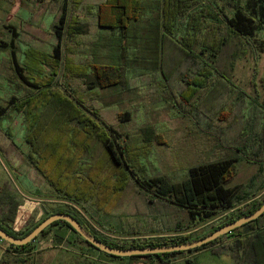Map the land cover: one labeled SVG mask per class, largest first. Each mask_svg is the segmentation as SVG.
<instances>
[{
    "label": "rangeland",
    "instance_id": "obj_1",
    "mask_svg": "<svg viewBox=\"0 0 264 264\" xmlns=\"http://www.w3.org/2000/svg\"><path fill=\"white\" fill-rule=\"evenodd\" d=\"M87 1L78 0L81 4L76 5L75 14L86 20L82 31L88 34L68 38L65 56L69 59L60 69L56 86L71 93L76 90L83 93L87 105L98 110L103 122L117 131V142L126 150L136 175L106 164L101 147L87 141L85 125L70 122L65 138L70 142L69 154L76 158L75 167L60 185L53 178L52 182L40 163L43 157L36 156L31 164L25 160L32 150L27 142L26 123L22 114L11 113L0 126V144L8 148L5 153L0 150V220L7 212L2 197L9 192L21 203L12 225L14 232L29 231L49 215L48 211L64 206L112 240L143 242L189 234L195 238L207 233L222 222V216L191 232L174 233L178 223L186 226L187 213L167 201L152 198L137 178L166 177L179 184L187 179L191 168L238 157L235 176L227 187L248 186L255 178L259 179L264 160L253 153L261 148L264 139V31L254 39L234 38L236 41L217 63L208 62L213 73L204 87L187 83V80L198 82L199 71L171 49L168 61L174 74L170 81L137 70L130 74L133 83L129 88H101L95 84L88 60L110 63L118 59L117 53L102 39L97 22L87 14ZM55 4V0H0V40L9 42L8 27L17 28L22 39L18 41L21 62L32 45L47 47L50 43ZM220 29L223 34L228 31L225 25ZM217 34L223 35L219 31ZM82 43L86 52H81ZM4 58L7 64L0 71L7 70L8 79L0 77V92L7 99L4 85L8 82V88L14 92L21 81L11 64V52L0 53V64ZM190 68L191 75L185 79L184 74ZM70 70L74 77L67 82L69 77L65 76L71 75ZM46 73L49 75L50 69ZM87 114L101 125L91 112ZM5 132L13 135L17 150L7 144ZM86 144L91 145L90 149H83ZM242 146L247 147L246 152L239 151ZM50 164L46 168L54 170ZM65 190L72 193V199H66L69 195ZM263 197L264 191L257 200ZM234 239L231 236L228 241ZM160 260L156 256L111 257L63 225L30 243L25 250H16L0 239V264H160ZM171 264H233V257L216 256L211 249L187 251Z\"/></svg>",
    "mask_w": 264,
    "mask_h": 264
},
{
    "label": "trees",
    "instance_id": "obj_2",
    "mask_svg": "<svg viewBox=\"0 0 264 264\" xmlns=\"http://www.w3.org/2000/svg\"><path fill=\"white\" fill-rule=\"evenodd\" d=\"M55 2L53 15L55 20L53 29L50 31L51 41L47 47L31 44V48L25 53V60L21 62L18 55V41L22 39L17 28L8 27L11 33L9 42L0 40V53L11 52V64L21 81L14 92L8 88V82L4 85L3 89H6L7 92H5L8 93L7 99L3 96V92H0V126L9 114H22L27 127V142L32 148L31 152L25 155V160L31 164L36 161V156L43 157L41 158L43 161H40L41 165H44L42 168L47 169L51 177L49 179L53 178L59 185L75 167L76 158L69 154L70 142L65 138V131L68 132L70 122L85 125L87 141L101 147L106 164L108 162L114 170L135 176L133 163L126 156V150L117 142V131L103 122L98 110L87 105L83 93L79 94L77 90L71 93L67 89L64 91L56 86L61 73L60 69L69 59L65 56L68 38L75 34L81 36L88 33L82 31L86 28V20H82L75 14L77 13L75 7L81 2L78 0H55ZM86 11L97 22L106 45L117 53L118 60L110 63L101 61L91 63L88 60L95 84L101 88L115 86L129 88L133 83L130 74L137 70L170 81L171 75L174 74L168 61L171 49L175 53L179 52L186 63L199 71L198 76L201 78H196L198 82L187 80V83L204 87L213 73L208 67V62L217 63L223 52L236 41L233 40L234 38L254 39L264 31V0H97L93 4L88 0ZM45 25L44 23L42 26L45 27ZM222 25L227 27L228 31L225 34H223L224 30L220 29ZM217 31L223 35L217 34ZM101 44L103 45L100 43L99 47L102 46ZM83 46L84 44L81 52H86L83 51L85 48ZM50 49L51 52L48 53ZM112 59L114 60V56ZM4 63L7 64L5 58L0 67ZM46 69H50L49 75ZM1 70L0 77H6L8 71ZM69 72L71 75L66 74L65 77H74L73 70ZM190 73L191 68L184 74L185 79L191 75ZM73 77L66 81L71 82ZM7 79L6 77L4 80ZM70 86L76 89L72 83ZM1 101L6 104L3 105ZM90 112L101 122V125L88 116L87 113ZM5 135L7 144H11V149L17 150L18 147L12 139L13 135L10 132H5ZM262 141L261 148L253 153V156L259 160H264V139ZM90 147L89 144L83 145L84 150ZM238 149L240 152L247 151V147L244 146ZM0 150L5 153L8 148L0 144ZM238 162V157H228L199 165L191 168L187 179L179 184L171 182L166 177L137 178V182L152 195V198L167 201L187 213L186 226L178 223L174 233L191 232L199 225L222 216L223 220L219 225L195 238L189 234L143 242L112 240L99 234L77 212L64 206L48 211L49 215L44 220L55 214H69L96 239L115 249H139L191 243L253 214L263 206L264 197L260 200H257V197L264 191V163L261 165L258 180L255 178L248 186L228 188L227 184L234 178ZM50 163L54 170L50 171L46 168L51 165ZM36 167L41 169L39 165ZM44 177L48 178V175L45 173ZM65 192L67 196L69 195L66 199H72L70 198L72 193L66 190ZM2 204L7 207V212L0 220V227L16 238L28 236L44 221L42 220L29 231L14 232L12 225L17 218L21 203L14 195L5 192ZM60 225L69 228L84 242L97 249L66 222L52 224L35 242ZM231 236L235 239L229 242ZM29 245L19 247L10 245V247L25 250ZM206 249H211L216 256L230 254L233 257V264H250L251 261H253L251 264H264V214L232 233L192 251ZM183 253L175 252L148 257H160V264H171ZM137 257L139 256L132 258ZM187 261L191 262V260Z\"/></svg>",
    "mask_w": 264,
    "mask_h": 264
},
{
    "label": "water",
    "instance_id": "obj_3",
    "mask_svg": "<svg viewBox=\"0 0 264 264\" xmlns=\"http://www.w3.org/2000/svg\"><path fill=\"white\" fill-rule=\"evenodd\" d=\"M264 214V204L253 214L243 217L219 230L212 233L211 235L202 238L200 240L183 244V245H173V246H162V247H151V248H139V249H115L111 246H108L98 239H96L93 235H91L76 218L69 214H55L51 217L44 220L38 227H36L28 236L24 238H16L0 227V239L4 242H7L13 246H26L30 243L36 241V239L52 224L56 222H66L68 223L73 230H75L78 234L82 236L84 240L89 242L95 248L100 250L101 252L116 256V257H134V256H149V255H160L167 253H175V252H187L192 251L194 249H198L203 247L211 242L216 241L217 239L232 233L234 230L243 227L244 225L259 219Z\"/></svg>",
    "mask_w": 264,
    "mask_h": 264
},
{
    "label": "crops",
    "instance_id": "obj_4",
    "mask_svg": "<svg viewBox=\"0 0 264 264\" xmlns=\"http://www.w3.org/2000/svg\"><path fill=\"white\" fill-rule=\"evenodd\" d=\"M176 262V261H175Z\"/></svg>",
    "mask_w": 264,
    "mask_h": 264
}]
</instances>
